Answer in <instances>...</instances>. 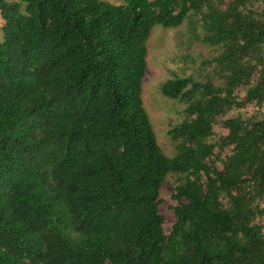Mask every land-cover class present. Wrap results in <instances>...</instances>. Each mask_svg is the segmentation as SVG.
<instances>
[{"label": "trees", "instance_id": "obj_1", "mask_svg": "<svg viewBox=\"0 0 264 264\" xmlns=\"http://www.w3.org/2000/svg\"><path fill=\"white\" fill-rule=\"evenodd\" d=\"M0 13V264H264V0ZM191 17L211 72L161 86L186 106L170 157L143 102L147 42Z\"/></svg>", "mask_w": 264, "mask_h": 264}, {"label": "rangeland", "instance_id": "obj_2", "mask_svg": "<svg viewBox=\"0 0 264 264\" xmlns=\"http://www.w3.org/2000/svg\"><path fill=\"white\" fill-rule=\"evenodd\" d=\"M105 1L115 5L123 3V0ZM196 20L197 18L191 17L178 29L157 27L152 31L147 42V72L143 82V102L158 136L159 144L165 154L170 157L176 156L177 151L169 131L184 121L186 106L163 96L161 86L166 81L179 77L207 79L211 72L210 68L204 67L203 62L212 57V50L203 46L191 32V21ZM199 33H202L200 29ZM215 131L217 138L226 133L220 125ZM173 190V180L167 181L162 189L161 199L164 203L161 209L167 218V224L173 221V215L169 209Z\"/></svg>", "mask_w": 264, "mask_h": 264}]
</instances>
